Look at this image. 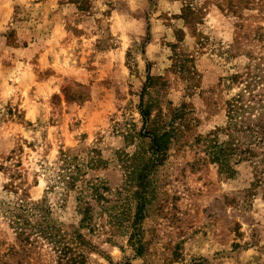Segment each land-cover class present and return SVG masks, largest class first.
Here are the masks:
<instances>
[{
  "label": "clouds",
  "instance_id": "clouds-1",
  "mask_svg": "<svg viewBox=\"0 0 264 264\" xmlns=\"http://www.w3.org/2000/svg\"><path fill=\"white\" fill-rule=\"evenodd\" d=\"M0 264H264V0H0Z\"/></svg>",
  "mask_w": 264,
  "mask_h": 264
},
{
  "label": "rangeland",
  "instance_id": "rangeland-1",
  "mask_svg": "<svg viewBox=\"0 0 264 264\" xmlns=\"http://www.w3.org/2000/svg\"><path fill=\"white\" fill-rule=\"evenodd\" d=\"M148 37H146V39H147Z\"/></svg>",
  "mask_w": 264,
  "mask_h": 264
}]
</instances>
